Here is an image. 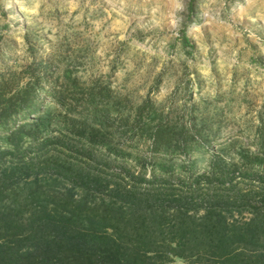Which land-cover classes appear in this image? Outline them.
Masks as SVG:
<instances>
[{"label": "trees", "instance_id": "obj_1", "mask_svg": "<svg viewBox=\"0 0 264 264\" xmlns=\"http://www.w3.org/2000/svg\"><path fill=\"white\" fill-rule=\"evenodd\" d=\"M50 67L0 76V264H264V105L244 144Z\"/></svg>", "mask_w": 264, "mask_h": 264}, {"label": "rangeland", "instance_id": "obj_2", "mask_svg": "<svg viewBox=\"0 0 264 264\" xmlns=\"http://www.w3.org/2000/svg\"><path fill=\"white\" fill-rule=\"evenodd\" d=\"M188 2L0 0V76L22 80L34 62L107 83L128 107L218 110L223 133L247 144L264 105V0H196L191 15Z\"/></svg>", "mask_w": 264, "mask_h": 264}]
</instances>
